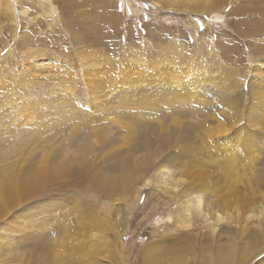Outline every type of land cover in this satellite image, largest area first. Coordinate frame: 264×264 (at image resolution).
I'll return each mask as SVG.
<instances>
[{"label": "rangeland", "instance_id": "1", "mask_svg": "<svg viewBox=\"0 0 264 264\" xmlns=\"http://www.w3.org/2000/svg\"><path fill=\"white\" fill-rule=\"evenodd\" d=\"M66 1L0 0V264H264V0Z\"/></svg>", "mask_w": 264, "mask_h": 264}, {"label": "bare ground", "instance_id": "2", "mask_svg": "<svg viewBox=\"0 0 264 264\" xmlns=\"http://www.w3.org/2000/svg\"><path fill=\"white\" fill-rule=\"evenodd\" d=\"M46 1H50V0H46ZM68 1V0H67ZM66 1V2H67ZM158 1H160V0H158ZM192 2V1H191ZM157 3V2H156ZM166 3V2H165ZM230 3V2H229ZM70 5V4H69ZM164 8H167V9H170L171 11L172 10H175V9H173V8H171V6H166L165 5V7ZM218 10V9H217ZM182 11V10H181ZM246 11H248V10H246ZM217 12V13H216ZM215 12V14H214V17L215 18H221V14L220 13H218V11H216ZM245 14H246V12H245ZM261 20V19H260ZM228 21V20H227ZM256 21V20H255ZM263 21H264V19H263ZM86 22V21H85ZM84 22V23H85ZM196 22H198V20L196 21ZM250 22V21H249ZM254 22V21H253ZM261 22V21H260ZM68 23H71L70 21H68ZM84 23H82V24H84ZM259 23V22H258ZM252 24V23H251ZM69 25V24H68ZM200 25H201V23H200ZM259 25H261V24H259ZM252 27H253V25L251 26L250 24L248 25V27H246L245 29H248V31H249V33H250V31H252L253 29H252ZM254 31V30H253ZM171 46V45H170ZM173 47V46H172ZM164 48V47H163ZM168 48V47H167ZM170 49V48H169ZM163 50V49H162ZM161 51V50H160ZM164 52V51H163ZM162 53V52H161ZM166 53V52H165ZM137 63V62H136ZM144 66V65H143ZM140 67V66H139ZM139 69V68H138ZM133 70V69H132ZM142 70V69H141ZM170 70H172V69H170ZM173 70H174V68H173ZM176 70V69H175ZM142 72H144V71H142ZM178 72V71H177ZM202 72V71H201ZM136 73V72H135ZM148 73V72H147ZM153 73V72H152ZM151 73V74H152ZM169 73V72H168ZM172 73H174V72H172ZM205 73V72H204ZM143 74V73H142ZM175 74V73H174ZM178 74V73H177ZM258 74V73H257ZM260 74V73H259ZM144 75V74H143ZM142 75V76H143ZM148 75V74H147ZM146 75V76H147ZM170 75V74H169ZM151 76V75H150ZM154 76V75H153ZM171 76V75H170ZM181 76V75H180ZM204 76V75H203ZM144 77V76H143ZM172 77V76H171ZM169 78V77H168ZM173 78V80H175V78L174 77H172ZM179 78V77H178ZM181 78H183V76L181 77ZM206 78V77H205ZM171 80V79H170ZM179 80H180V78H179ZM203 80V79H202ZM208 80V79H207ZM112 81V80H111ZM175 81H177V80H175ZM177 83V82H176ZM90 84V83H89ZM252 84V83H251ZM180 85V84H179ZM181 86V85H180ZM250 87V86H249ZM255 87H257V86H255ZM258 88V87H257ZM249 89V88H248ZM263 91V90H262ZM260 92V91H259ZM179 94V93H178ZM180 95V94H179ZM183 95V94H182ZM253 95V94H252ZM254 95H255V93H254ZM182 99H184L185 100V98H182ZM175 101V100H174ZM180 101V98H179V100H178V103H180L179 102ZM253 101V100H252ZM125 103H127V102H125ZM177 103V102H176ZM256 103V102H255ZM135 104V103H134ZM254 104V103H253ZM126 105V104H125ZM127 105H128V103H127ZM133 105V104H132ZM256 105V104H255ZM135 106V105H134ZM252 107V106H251ZM138 108V107H137ZM132 109V108H131ZM233 111V110H232ZM231 112V111H230ZM74 113V112H73ZM232 113V112H231ZM65 116V115H64ZM75 116V115H74ZM233 116V115H232ZM229 118V117H228ZM227 118V119H228ZM233 119V118H232ZM253 119V118H252ZM236 120V119H235ZM254 120V119H253ZM233 121V120H232ZM256 121V120H255ZM236 122V121H235ZM254 122V121H253ZM225 123V122H224ZM255 123V122H254ZM235 124V123H234ZM228 125H229V123H228ZM231 125H233V123L231 124ZM220 126V125H219ZM222 126V125H221ZM230 127V126H229ZM130 130V129H129ZM218 130V129H217ZM224 131V130H223ZM226 131V130H225ZM148 142V141H147ZM229 156V155H228ZM230 157V156H229ZM225 158V157H224ZM231 158V157H230ZM47 159V158H46ZM225 159H227V158H225ZM232 159V158H231ZM44 161V160H43ZM227 162V161H226ZM45 163V162H44ZM84 163V162H83ZM12 164V163H11ZM42 164V163H41ZM8 165H9V163H8ZM14 165V164H13ZM42 165H44V167L46 166V163L45 164H42ZM126 165V164H125ZM51 166H53V164L51 165ZM41 167V166H40ZM58 167V166H57ZM60 167V166H59ZM225 167L226 168H228L229 169V166L227 165V163L225 164ZM13 167H12V165H11V168H8V170L6 169V172L5 173H3L4 171H5V169L4 168H2L3 170V175L1 174V176H0V178H1V180H0V183H1V181H3L4 183H7L6 185L5 184H2V185H4V186H1V184H0V196H2V197H5V198H7V202L8 203H11L12 201H13V195L15 194H17V192H18V187H17V183H15L16 182V178H15V176H14V174H13V169H12ZM46 168H48V167H46ZM55 168V167H54ZM120 167H118V169H119ZM41 169H43V166H42V168ZM50 168H48V169H45L44 171H42V170H37L38 172H39V175L36 177V178H32L30 181H28V182H26V181H24V182H26V185H24V191H25V189L27 190V191H29V189L31 188H33V189H36L38 186H39V184H41L44 180H45V178H47V177H49V176H53V175H55V176H57L58 175V171H56V172H58L57 174L55 173V174H53V172H54V169H53V172H51L52 171V169H51V171L49 170ZM121 169V168H120ZM123 169V168H122ZM32 170H35V168H33ZM55 170H57V168L55 169ZM121 171V170H120ZM29 172V171H28ZM36 171H34V173H35ZM37 172V173H38ZM26 173V172H25ZM103 173H105V172H103ZM122 173V172H121ZM125 173V172H124ZM129 173V172H128ZM128 173H126V175L128 174ZM27 174V173H26ZM36 174V173H35ZM35 174H33L32 175V177L35 175ZM107 174V173H106ZM119 174V173H118ZM30 173H29V175L27 174V177L28 178H31L30 177ZM60 175V174H59ZM121 175V174H120ZM119 175V176H120ZM23 176V175H22ZM107 176H109V175H107ZM102 177V176H101ZM105 177H106V175H105ZM120 177H122V176H120ZM129 177V176H128ZM25 178V177H24ZM124 178H126V176L124 177ZM227 178H229L228 176H227ZM101 179V178H100ZM130 179V178H129ZM98 180V179H97ZM114 180V179H113ZM116 180V179H115ZM126 180V179H125ZM105 180L103 179V182H104ZM112 181V180H111ZM117 181V180H116ZM128 182V181H127ZM19 183V182H18ZM116 183H118V182H115V184ZM123 184H124V182H122ZM25 184V183H24ZM106 184V183H105ZM128 184V183H127ZM19 185V184H18ZM110 184H108V186H109ZM117 185V184H116ZM120 185V184H119ZM107 186V187H108ZM20 187V186H19ZM28 187H30L29 189H28ZM111 187H113V185L112 186H110V188ZM120 187V186H119ZM109 188V187H108ZM128 188V187H127ZM114 189V188H113ZM36 190H39V188L38 189H36ZM103 190L104 191H107L106 189H105V186L103 187ZM121 190H123V188L121 189ZM125 190V189H124ZM21 192V191H20ZM26 192V191H25ZM31 192V191H30ZM18 194H20V193H18ZM27 194V193H26ZM26 194H24V195H26ZM21 195H23V194H21ZM37 195H39V194H37ZM17 196V195H16ZM19 196V195H18ZM28 195H26V197H27ZM257 196V195H256ZM2 197L0 198V199H2ZM20 198H22L21 196H19ZM25 197V198H26ZM29 197V196H28ZM31 197V196H30ZM198 197V196H197ZM250 198V197H249ZM200 199H198L197 201H196V205L194 206V208H195V213H200L201 214V216L202 217H204L206 220H208V219H210V216H209V210H208V212L205 210V208H202L201 206H200V201H199ZM203 200V199H202ZM204 200H206V199H204ZM26 201V200H25ZM207 203V202H206ZM190 205H192V204H190ZM202 205V204H201ZM2 206V205H1ZM1 206H0V212H1ZM207 206V205H206ZM185 207H186V210L188 211L189 210V204H187V205H185ZM210 207V206H209ZM204 209V210H203ZM210 209V208H209ZM261 212V211H260ZM262 214V213H261ZM213 218L215 219V222L217 223V222H222L223 220H224V216H223V214L222 213H220V212H217V211H215L214 212V215H213ZM263 218V217H262ZM204 220V219H203ZM203 220H202V222H203ZM215 222H213V226H214V224H215ZM192 224L190 223V221L188 222V223H186V228H190V227H194V226H196L197 224H194V222H193V225L191 226ZM212 231H215V227H213L212 228ZM157 233V232H156ZM165 237V236H164ZM166 238V237H165ZM162 240H163V238H162ZM166 240V239H165ZM161 241V239H152L150 242H148V246H147V249H148V247H150V246H157L156 244H158L159 242ZM185 243H187V242H185ZM190 244L192 245V243L190 242ZM60 246V245H59ZM183 246H184V244H183ZM182 246V247H183ZM186 246H188L189 248H190V246H189V244L187 245L186 244ZM56 248V247H55ZM170 247H167L166 248V250L165 251H169L170 249H169ZM187 248V247H186ZM185 248V249H186ZM154 249V248H153ZM167 249H169V250H167ZM191 249V248H190ZM159 250V249H158ZM157 250V251H158ZM179 250H181V249H179ZM183 250V249H182ZM163 251V250H162ZM178 251V250H177ZM156 252V251H155ZM181 252V254H182V251H180ZM180 252H178V253H180ZM70 253V252H69ZM68 253V254H69ZM142 253H143V251H142ZM158 254V253H157ZM165 254V253H164ZM163 254V255H164ZM146 255L147 254H145L144 255V257L143 256H141V263L140 264H150L149 262H145V259L147 258L146 257ZM169 255V254H168ZM175 255V254H174ZM165 256V255H164ZM171 256V255H170ZM179 256V255H178ZM158 257V256H157ZM145 258V259H144ZM150 258V257H149ZM164 258V257H163ZM166 258V257H165ZM170 258V257H169ZM155 259H157V258H155ZM168 259V258H167ZM148 260V259H147ZM152 261V260H151ZM150 261V262H151ZM167 261V260H166ZM153 262V261H152ZM167 263V262H166ZM165 263V264H166ZM169 263V262H168ZM260 263H262V262H259V264ZM204 264V263H203Z\"/></svg>", "mask_w": 264, "mask_h": 264}, {"label": "crops", "instance_id": "3", "mask_svg": "<svg viewBox=\"0 0 264 264\" xmlns=\"http://www.w3.org/2000/svg\"><path fill=\"white\" fill-rule=\"evenodd\" d=\"M264 7V6H263ZM264 9V8H263ZM246 10H248L247 8H246V4H244V12L246 11ZM248 13V12H247ZM246 13V14H247ZM246 14H244L245 16H246ZM247 17H250V16H247ZM247 17H244L243 19H245V18H247ZM258 18L259 19H261L260 21H259V23L257 22V21H255V20H253V19H251V18H247V20H244V21H242V23H241V25H242V27L245 29L249 24L252 26L253 25V30H255V32L257 33V34H259L260 32L261 33H263V28L264 27H261L262 25L264 26V21H263V19H264V10H262V13L260 12V14H259V16H258ZM250 21V22H249ZM254 21V22H253ZM252 23V24H251ZM259 24H261V25H259ZM246 31H248V30H246ZM249 33V32H248Z\"/></svg>", "mask_w": 264, "mask_h": 264}]
</instances>
